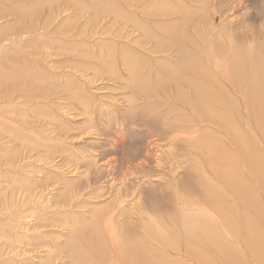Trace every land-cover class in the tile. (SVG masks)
Segmentation results:
<instances>
[{"label":"rangeland","instance_id":"rangeland-1","mask_svg":"<svg viewBox=\"0 0 264 264\" xmlns=\"http://www.w3.org/2000/svg\"><path fill=\"white\" fill-rule=\"evenodd\" d=\"M263 11L264 0H0V264H71L72 231L77 224L88 227L93 213L115 197L126 199L121 219L130 218L138 229H171L175 250L165 261L196 264L182 254L191 247L183 249L173 226L154 214L151 199L169 196L182 170L189 171L187 164L165 165L181 161L178 141L186 133L161 141L150 126H165L178 116L169 114L171 90L159 107L153 99L136 101L140 111L133 120L129 101L167 86L170 58L150 52L158 37L201 21L197 28L208 49L215 41L223 47L231 42L241 49L261 47ZM105 53L115 58L127 53L145 68L136 85L138 79L157 82L152 88L149 83L139 90L129 87L134 81L121 66L113 67L117 77H109L106 68L95 67ZM14 72L28 82H16ZM228 97L236 108L231 117L239 116L249 131L253 121L238 103L240 96ZM213 129L196 124L181 142L218 136ZM255 145L264 157L259 138ZM146 155L152 162L141 171L137 165ZM87 169L94 177L82 190L86 203L71 209L57 204L59 198L73 204V190L89 180ZM106 212L95 226L102 239L112 211ZM179 212L186 223L197 215ZM240 252L244 264H254Z\"/></svg>","mask_w":264,"mask_h":264},{"label":"bare ground","instance_id":"bare-ground-1","mask_svg":"<svg viewBox=\"0 0 264 264\" xmlns=\"http://www.w3.org/2000/svg\"><path fill=\"white\" fill-rule=\"evenodd\" d=\"M200 22L169 31L165 37L155 40L150 52L158 56L165 53L170 58L164 76L167 86L154 89L153 93L137 95L129 101L133 120L140 111L136 101L153 99L159 107L171 90V109L174 110L170 109L169 114L176 112L178 116L167 121V128L163 124L156 128L150 124L161 141L177 138L173 134L179 138L184 133L183 136H192L196 124L215 128L213 130L218 134L206 137L200 143L192 138L181 142L183 136L179 139L177 156L181 161L170 160L165 165L187 164L185 168L189 171L182 170V180L173 186L169 196L151 197L154 214H161L157 217L173 226L183 249L191 247L182 254L196 264H211L214 259L220 264H244L240 249L248 253L254 264H264V157L256 153L255 145L259 138L264 146V46L241 49L235 42L223 47L215 41L208 49L204 43L205 34L197 28ZM135 62L127 53L117 58L113 53L112 56L102 54L95 61V67L106 68L109 77H117L118 70L114 71L113 67L121 66L130 81H134L128 83L129 87L139 90L149 83L146 86L152 88L151 84L157 82V78L154 82L138 79L136 85L135 77L145 68ZM198 62L204 65L200 68ZM15 76L20 84L28 82L24 75L15 73ZM229 94L240 96L238 103L252 118L249 131L245 130L239 116L231 117L236 108ZM151 162L152 158L146 155L137 166L142 171ZM86 173L89 180L86 185L73 190L76 191L73 204L63 198H59L57 204L71 209L86 203L82 190L94 177L89 169ZM125 202L126 199L115 197L108 208L93 213L88 227L77 224L68 246L71 264H171L165 261L168 252L175 248L171 229L155 232L144 227L138 229L128 220L130 218L121 219ZM180 209L195 211L197 215L192 216L189 223L183 222ZM107 210L112 211L104 226L108 246L96 230ZM83 215L81 212V217Z\"/></svg>","mask_w":264,"mask_h":264}]
</instances>
